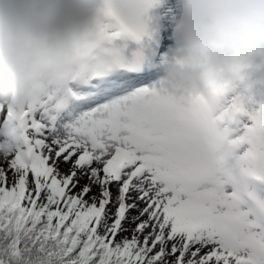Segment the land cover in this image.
<instances>
[{
	"label": "snow or ice",
	"instance_id": "1",
	"mask_svg": "<svg viewBox=\"0 0 264 264\" xmlns=\"http://www.w3.org/2000/svg\"><path fill=\"white\" fill-rule=\"evenodd\" d=\"M154 10L103 0L82 75L0 102V264H264V66L210 117L158 78Z\"/></svg>",
	"mask_w": 264,
	"mask_h": 264
},
{
	"label": "clouds",
	"instance_id": "2",
	"mask_svg": "<svg viewBox=\"0 0 264 264\" xmlns=\"http://www.w3.org/2000/svg\"><path fill=\"white\" fill-rule=\"evenodd\" d=\"M103 0H0V102L26 105L82 75L86 32ZM176 52L159 79L205 100L264 66V0H174Z\"/></svg>",
	"mask_w": 264,
	"mask_h": 264
},
{
	"label": "bare ground",
	"instance_id": "3",
	"mask_svg": "<svg viewBox=\"0 0 264 264\" xmlns=\"http://www.w3.org/2000/svg\"><path fill=\"white\" fill-rule=\"evenodd\" d=\"M171 8H173V6H171ZM175 13H176V9H175ZM171 16H173V15H171ZM171 41L173 42V45H172L171 51H169L168 55L165 58L167 60H169V59L172 58V56L175 54L176 48H177V45H176V37H173V39ZM164 62H165V60L163 61V63ZM163 63H161V64L160 63L159 64L157 63V70H158V72H160V69H161V66H162Z\"/></svg>",
	"mask_w": 264,
	"mask_h": 264
},
{
	"label": "rangeland",
	"instance_id": "4",
	"mask_svg": "<svg viewBox=\"0 0 264 264\" xmlns=\"http://www.w3.org/2000/svg\"><path fill=\"white\" fill-rule=\"evenodd\" d=\"M171 48H172V47H171L169 44H167L166 47H165L164 52L162 53L161 58H162L163 56H165V55H164L165 53H167V55H168V53H169V51H170ZM165 58H166V56H165ZM165 58H162L160 62L158 61V64H159V63H160V64L163 63V61L165 60ZM158 74L160 75V72H158ZM62 168H63V166H62ZM63 170L66 171V168H63ZM93 191L95 192V191H97V189L94 188Z\"/></svg>",
	"mask_w": 264,
	"mask_h": 264
}]
</instances>
